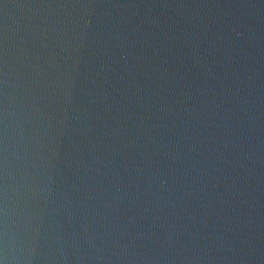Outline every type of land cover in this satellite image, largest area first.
Here are the masks:
<instances>
[{
  "label": "water",
  "instance_id": "water-1",
  "mask_svg": "<svg viewBox=\"0 0 264 264\" xmlns=\"http://www.w3.org/2000/svg\"><path fill=\"white\" fill-rule=\"evenodd\" d=\"M4 105L24 264H264V0H0Z\"/></svg>",
  "mask_w": 264,
  "mask_h": 264
},
{
  "label": "clouds",
  "instance_id": "clouds-1",
  "mask_svg": "<svg viewBox=\"0 0 264 264\" xmlns=\"http://www.w3.org/2000/svg\"><path fill=\"white\" fill-rule=\"evenodd\" d=\"M242 37L243 33L233 28L229 43H234ZM125 55L121 53L120 59H125ZM7 117L8 109L4 105L0 107V124L3 125V137L0 139V264H24V253L29 246V240L19 231L13 235L10 228ZM243 155L247 158L246 153ZM175 162H177L176 157H173V163ZM159 175V187L165 188L168 182L166 173L160 171Z\"/></svg>",
  "mask_w": 264,
  "mask_h": 264
}]
</instances>
